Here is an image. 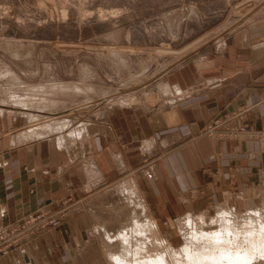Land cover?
Instances as JSON below:
<instances>
[{
	"label": "crops",
	"instance_id": "1",
	"mask_svg": "<svg viewBox=\"0 0 264 264\" xmlns=\"http://www.w3.org/2000/svg\"><path fill=\"white\" fill-rule=\"evenodd\" d=\"M244 23L158 82L178 95L205 82L209 88L161 110L142 102L113 108L71 148L55 133L5 137L11 113L0 112V228L54 211L65 198L81 200L58 228L0 255V264H107L95 227L114 224L101 212L122 182L134 186L159 227L188 213L210 217L222 206L245 211L264 202V6ZM228 115L236 117L225 128L242 135H204Z\"/></svg>",
	"mask_w": 264,
	"mask_h": 264
},
{
	"label": "rangeland",
	"instance_id": "2",
	"mask_svg": "<svg viewBox=\"0 0 264 264\" xmlns=\"http://www.w3.org/2000/svg\"><path fill=\"white\" fill-rule=\"evenodd\" d=\"M262 6L264 0H0V112L11 113L10 129L4 136L12 138L23 131L22 136L37 139L55 133L59 144L71 148L84 138L88 123L113 108L138 102L154 110L175 106L189 92L206 90L211 83L193 86L178 95L163 92L160 78L202 44H212L237 25L248 22ZM19 115L29 120L23 122ZM234 117L214 120L204 135L216 139L239 132L242 135L241 130L225 128ZM123 183L117 186L118 195L108 202L110 206L105 204L101 212L114 224L98 223L95 227L107 264H115L110 255L119 252L126 256L128 249V256L133 258L126 257L133 264L134 260H157L162 256L166 264H196L191 255L212 244L200 239L194 242L190 235L197 230L219 232L227 224L226 231L232 232L219 244L225 245L235 236L241 240L249 227L264 223L262 202L245 211L231 206L215 208L210 217L188 213L176 224L171 222L172 226L159 227L137 199L134 186ZM69 200L72 208L81 202L65 198L58 208H66ZM96 218L100 220L97 214ZM139 224L142 237L141 233L134 235ZM102 229H111L114 234L106 236ZM122 232L129 233L131 243L108 241L118 239ZM185 246L189 254L184 252ZM135 248L147 253L135 259ZM260 260L257 256L252 264ZM261 262L264 264L263 257Z\"/></svg>",
	"mask_w": 264,
	"mask_h": 264
},
{
	"label": "bare ground",
	"instance_id": "3",
	"mask_svg": "<svg viewBox=\"0 0 264 264\" xmlns=\"http://www.w3.org/2000/svg\"><path fill=\"white\" fill-rule=\"evenodd\" d=\"M56 89V88H55ZM22 101V100H21ZM4 106V105H3ZM17 106V105H16ZM15 107V106H14ZM18 107V106H17ZM28 108V107H27ZM28 110V109H27ZM31 115V114H30ZM37 116V115H36ZM32 117H34L35 118V116H33L32 115ZM48 128V127H47ZM50 131V130H49ZM33 134H35V133H33ZM44 134V133H43ZM39 135V134H38ZM44 136H46V135H44ZM80 136H81V134H80ZM83 136V135H82ZM77 137V136H76ZM80 138V137H79ZM81 138H83V137H81ZM70 139V138H69ZM65 140V139H64ZM79 140V139H78ZM63 141V140H62ZM63 143V142H62ZM64 144V143H63ZM65 145V144H64ZM132 202V201H131ZM138 202V201H137ZM138 206V205H137ZM139 209V208H138ZM137 210V209H136ZM260 210V209H259ZM258 210V211H259ZM143 211V210H142ZM139 212V211H138ZM260 212V211H259ZM262 213V212H261ZM143 216H144V213L142 214ZM226 216H227V214H226ZM220 217V216H219ZM142 218H144V217H142ZM140 219V218H139ZM148 219V218H147ZM222 219V218H221ZM220 219V220H221ZM150 220V219H149ZM231 220V219H230ZM140 221V220H139ZM225 221V220H224ZM223 221V222H224ZM134 222V221H133ZM214 222V221H213ZM217 222H218V220H217ZM226 222V221H225ZM228 222V221H227ZM226 222V223H227ZM204 223V222H203ZM232 223V222H231ZM249 223V222H248ZM191 224V223H190ZM135 225H136V223H135ZM222 225H223V223H222ZM227 225V224H226ZM224 226L225 228L227 227V226ZM229 225V224H228ZM137 226V225H136ZM139 227H138V229H137V227H136V229H137V231L134 233V235H136V236H138L141 232V228L142 227H140V224L138 225ZM148 226V225H147ZM150 226V225H149ZM203 226V225H202ZM213 226V225H212ZM221 226V225H220ZM247 226H250L249 224L247 225ZM255 226H256V224H255ZM152 227V226H151ZM231 227H232V225H231ZM147 228V227H146ZM224 228V230H219V232L217 231H215V232H213V233H205V232H203V231H200V233L199 232H195V231H193V232H195L194 234H192V235H190L192 238H194V239H192V240H194V242L195 241H197V240H201V242H202V240H205L206 242H210V243H212V244H209V248L207 247H205L206 249H201V250H203L202 252H200V253H197V254H193V255H191L192 256V259L193 258H195V262H196V264H210L211 262L212 263H214V264H252V263H254L252 260H254V259H256L257 258V256H259V259L261 258V260H262V257H263V260H264V223H262L260 226H258V227H252V228H250L249 227V229L248 230H246V231H244L242 234H241V240H239L236 236H235V238H234V241H232V242H230V241H228L227 243H225V245H219L223 240H224V237L225 236H227V235H229V234H231L230 232H232V231H226V229ZM228 228V227H227ZM123 229V228H122ZM143 229V228H142ZM233 230H234V227L232 228ZM245 229V228H244ZM130 230V229H129ZM230 230V229H229ZM236 230V229H235ZM102 231H104V235H106V236H111L112 234H114L112 231L113 230H111V229H108V231H106V230H103L102 229ZM101 231V232H102ZM149 231V230H148ZM154 231V230H153ZM237 231V230H236ZM129 232V231H128ZM128 232H126V233H120V236H119V238L118 239H116V238H108V241L110 242V243H115L117 240H119V241H121V243H131L132 242V239L129 237V233ZM234 232V231H233ZM131 233V232H130ZM132 233V234H133ZM131 234V235H132ZM145 234V233H144ZM147 234H148V232H147ZM147 234H145V236L147 235ZM130 235V236H131ZM142 236H144V235H142V233H141V236L140 237H142ZM234 236V235H233ZM135 237V236H134ZM231 237V236H230ZM239 238H240V234H239ZM106 239V238H105ZM144 240H146V239H144ZM148 240V239H147ZM146 240V242H148ZM235 241H237L236 242V244H234L233 242H235ZM240 241H242L241 243H239ZM193 242V241H192ZM199 242V241H198ZM225 242H226V240H225ZM150 243V242H149ZM189 243V242H188ZM203 243V242H202ZM193 244V243H192ZM192 244H191V246H192ZM205 244V243H204ZM223 244V243H222ZM246 244H248V245H246ZM150 245V244H149ZM164 245V244H163ZM196 245V244H195ZM129 247L131 246V245H128ZM171 246V245H170ZM190 246V247H191ZM205 246V245H204ZM207 246H208V244H207ZM142 247H143V245H142ZM149 247V246H148ZM193 247V246H192ZM196 247V246H195ZM115 248V247H114ZM144 248V247H143ZM166 248V247H165ZM185 249H183L184 250V252L185 253H188L189 254V252H190V250H189V252L188 251H185L186 250V246L184 247ZM187 248H189V247H187ZM200 248V247H199ZM127 249H128V247H127ZM130 249H132V248H130ZM136 249V248H135ZM134 249V250H135ZM146 249V248H145ZM121 250V249H120ZM125 250H126V247L124 248V252H125ZM133 250V252H134V254H133V256H134V258L136 259V258H139L140 259V257L139 256H141V255H143L144 253H147V252H145V250H142L141 252L138 250V248L134 251ZM141 250V249H140ZM126 251H128L127 252V254H126V256H128V254H129V252H131V250L129 251V249L128 250H126ZM192 251H195V250H193L192 249ZM167 252H168V250H167ZM150 253V252H149ZM194 253V252H193ZM113 254V253H112ZM132 254V253H131ZM172 254H174V252L172 253ZM110 255V254H109ZM111 256V258H112V261L115 263V264H133V263H131L130 261H128V259H130V258H133V257H131L130 255V257L127 259V257L125 256V253H123V254H119V252H118V254H113V255H110ZM147 256V255H146ZM158 256H161V255H159L158 254ZM149 257V256H148ZM169 257V256H168ZM179 257V256H178ZM158 258V257H157ZM164 258H165V256H164ZM164 258H163V256L162 257H160V258H158L157 260L156 259H152V257H150L149 258V260H147L146 259V261L144 260V261H140L139 262V260H134V261H132V262H134V264H166V261L164 260ZM190 258V257H189ZM175 259H176V257H175ZM188 259V258H187ZM167 260V259H166ZM261 260H260V262H261ZM191 261V260H190ZM189 261V262H190ZM193 261H194V259H193ZM256 261H258V260H256ZM188 262V261H187ZM259 262V263H260ZM258 262H256V264H259ZM262 263V262H261ZM173 264H174V262H173ZM193 264V263H192ZM263 264V263H262Z\"/></svg>",
	"mask_w": 264,
	"mask_h": 264
},
{
	"label": "built area",
	"instance_id": "4",
	"mask_svg": "<svg viewBox=\"0 0 264 264\" xmlns=\"http://www.w3.org/2000/svg\"><path fill=\"white\" fill-rule=\"evenodd\" d=\"M70 201L67 207L58 208L56 211H40L26 217L21 222L0 228V255L8 253L13 248L22 245L29 238L37 236L48 228H58L66 219L68 211L72 208ZM68 216V215H67Z\"/></svg>",
	"mask_w": 264,
	"mask_h": 264
}]
</instances>
